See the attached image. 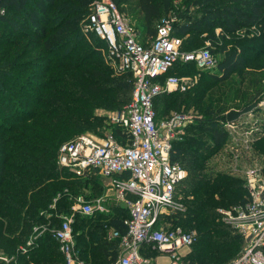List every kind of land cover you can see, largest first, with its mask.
Masks as SVG:
<instances>
[{"label":"trees","instance_id":"trees-1","mask_svg":"<svg viewBox=\"0 0 264 264\" xmlns=\"http://www.w3.org/2000/svg\"><path fill=\"white\" fill-rule=\"evenodd\" d=\"M94 1L0 0V23L9 27V35H20L25 29V38L35 37L7 41L0 32V254L8 259L7 264L63 263L49 229L57 228L60 217L70 213L74 197L87 191V200L97 198L103 187L96 175L74 178L60 168L58 148L84 133L98 135L109 130L112 137H121L117 126H107L106 117L129 103L133 78L129 73H114L100 49L102 41L90 44L83 33ZM111 1L145 46L165 24L170 36L181 39V53L198 50L191 47L192 38L206 35L199 43L208 44L205 48L217 61L215 71L204 72L193 62L177 59L159 82L171 76H190L192 71L218 83L248 63L264 66V0ZM12 13L23 20L18 22ZM229 35H242L244 42L228 47ZM36 49L40 64L25 59ZM35 65L38 72L20 78V69ZM31 77L28 84L22 80ZM27 85L34 90L28 91ZM199 85L195 83L192 93L160 94L153 100L158 117L181 108L205 112L173 144L170 159L186 171L181 185L185 209L168 220L196 234L193 249L182 264H228L241 251L242 239L218 210L244 203L246 192L239 178L215 170L208 160L226 140L222 124L234 121L254 103L240 110L215 108L211 99L203 103L205 90ZM195 131H200L197 140H193ZM205 134L208 140L203 141ZM254 149L264 154V135ZM126 218L128 211L120 206L110 207L107 214L76 215L72 229L79 259L84 264H111L119 249L117 240L108 239V231L124 234ZM36 226L43 230L41 234L32 233ZM27 243L26 252H19Z\"/></svg>","mask_w":264,"mask_h":264},{"label":"built area","instance_id":"built-area-1","mask_svg":"<svg viewBox=\"0 0 264 264\" xmlns=\"http://www.w3.org/2000/svg\"><path fill=\"white\" fill-rule=\"evenodd\" d=\"M82 31L102 41L105 60L114 73L132 75L131 99L122 110L112 113V125L119 128L121 137L81 134L59 146L57 164L74 178L97 174L112 178L114 206L125 208L128 218L123 221L124 234L108 231V239L117 240L119 249L111 264H158L161 256L166 264H182L187 252L180 251L192 246L196 234L174 227L168 220L185 209L181 185L186 171L171 161L170 154L173 144L182 140L186 127L193 123L194 115L179 111L158 117L153 100L160 94L187 92L195 85L196 80L188 76L158 81L177 59L193 62L204 72H214L217 61L206 48L181 53L182 41L170 36L167 24L157 29L150 44L143 45L133 25L111 0L92 3ZM222 125L229 160L218 171L239 178L246 192L244 203L218 210L222 220L242 239L241 251L228 264H264V156L254 150L264 135V101ZM85 198L74 197L70 213L60 217L57 228L49 229L63 257L62 264H84L75 249V216L90 217L110 210L101 197ZM42 231L36 226L32 233ZM28 245L18 251L26 252ZM0 261L8 263L2 254Z\"/></svg>","mask_w":264,"mask_h":264},{"label":"rangeland","instance_id":"rangeland-1","mask_svg":"<svg viewBox=\"0 0 264 264\" xmlns=\"http://www.w3.org/2000/svg\"><path fill=\"white\" fill-rule=\"evenodd\" d=\"M1 13L2 12L0 11V14ZM12 14H14V13H12ZM13 18L16 19L18 22L23 20V17L19 14H14ZM9 30H10L9 27H7L6 25H2L0 23V32L5 35L4 37H7V41L24 42L25 40H28V39L29 40H35V37L28 35V34H26V35H28L27 38L24 37L25 31H26L25 29H23V31L20 35H13V36L9 35V33H8ZM205 36H206L205 34H200V35L194 36L192 38V40L193 39H195V40L193 41V44L191 47H194L198 50L205 48L206 45H208V44L199 43L200 39H204ZM87 37H88V39H90V44H93V45L97 44L98 45L100 43V40L98 38H96L91 33L87 34ZM243 39L244 38L242 37V35H229L226 38V42L228 44V47H230L234 42L243 41ZM138 41L140 42L139 39H138ZM146 44L148 45V44H150V42H148ZM216 48H217V46H216ZM100 49L104 50V47L100 46ZM38 55H39V50L36 49L32 53H29L25 57V59L29 60V61L31 60L35 64H40ZM216 58H220L218 53L216 54ZM259 62H261V60ZM43 64L46 65V63H43ZM256 64L257 63H255V62L248 63V64H246V66L243 70H241L240 72L237 71V72L233 73L227 80H225L223 82H218V83H213L212 81H210L208 79H204V77L201 78L200 74H197V73L192 72V71L190 72V76H188V77L195 79L196 82H199V84H200L199 86L201 88H204L205 95H204L203 103L207 104V102L210 101V99H211V100H213V103H214L213 107L215 106V108L220 106V107H222L228 111L240 110V108H242L243 106H247V105L253 104V103L255 105L259 101H264V66L263 65L256 66ZM39 70H40L39 67L36 65H35V67H33V69L32 68L20 69V71L22 72L20 74V78H21V75H22V78H25V76H28L29 74H31L33 72H38ZM172 73H174V72H172ZM33 78L34 77H31L29 79H22V80H26V84H28V83H30V80H33ZM9 84H10V80H9ZM28 87L30 88V89H28V91L34 90L33 86L27 85V88ZM192 89H193V87L190 88V90H189L191 93L194 92ZM6 90L8 91V88H6ZM190 92H188V93H190ZM180 111H184V108H181ZM189 111L194 115L193 123L196 120L204 118V113H205L204 111L199 112L194 107L190 108ZM172 112H175V111H169V113H172ZM114 115L115 114L108 113V115L106 117V124L108 127L112 126L113 121L111 120V118H113ZM109 133H110V131L108 130V131H103L101 134H98V135H100V136L104 135L105 136L106 134H109ZM194 134L196 137L193 140H197L198 139L197 137L200 134V131H195ZM206 136L207 135L205 134V136H203L201 139L203 141L208 140V137H206ZM262 138H263V136H262ZM193 140H191V141H193ZM191 141H190V143H191ZM226 143H227V138H226L223 146L221 147V149L215 151V153L208 160V165L212 166L213 168L215 167V170H217V171L224 169L225 168L224 164H226L228 162L227 160H229V156H228L227 151L225 149ZM254 150L257 151L256 149H254ZM263 156H264V154H263ZM232 159H234V158L232 157ZM95 177L99 178L100 180H103L104 184L107 185V183H108L107 177L103 178V177H100L98 174ZM105 192H106V189L103 188L101 194H105ZM83 193L84 194H82V196H85L87 194L90 195V193H88L87 191H84ZM99 197L100 196H98L97 198H99ZM193 246H191L188 250L182 249L180 251L181 254H185L186 252H187V254L190 253L191 250L193 249ZM241 249H242V246H241L240 250ZM157 263L158 264H166L167 260L165 259L164 256H161L158 258ZM98 264H103V262L100 261Z\"/></svg>","mask_w":264,"mask_h":264},{"label":"crops","instance_id":"crops-1","mask_svg":"<svg viewBox=\"0 0 264 264\" xmlns=\"http://www.w3.org/2000/svg\"><path fill=\"white\" fill-rule=\"evenodd\" d=\"M107 180H108L107 185L104 184L103 180H100L101 184H102V187L106 189L105 194H101L100 197L105 200V204L107 206L112 207V206L115 205L113 191H112V187H111L112 178H107Z\"/></svg>","mask_w":264,"mask_h":264}]
</instances>
